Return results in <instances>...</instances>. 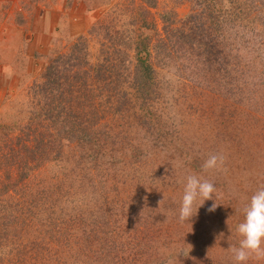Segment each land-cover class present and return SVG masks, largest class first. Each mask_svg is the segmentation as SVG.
I'll list each match as a JSON object with an SVG mask.
<instances>
[{"label":"rangeland","instance_id":"374dc122","mask_svg":"<svg viewBox=\"0 0 264 264\" xmlns=\"http://www.w3.org/2000/svg\"><path fill=\"white\" fill-rule=\"evenodd\" d=\"M260 187L264 0H0V264H234Z\"/></svg>","mask_w":264,"mask_h":264},{"label":"clouds","instance_id":"9594fccd","mask_svg":"<svg viewBox=\"0 0 264 264\" xmlns=\"http://www.w3.org/2000/svg\"><path fill=\"white\" fill-rule=\"evenodd\" d=\"M226 157L220 154H211L202 164V170L208 172L211 170L224 171ZM217 192L213 182L204 179L196 174H189L184 178V190L179 209V220L187 222L194 216L193 208L197 200L201 201L203 206L205 201L213 200ZM162 201H160L161 203ZM215 202L208 209L214 212ZM199 209V208H198ZM196 211V214L198 212ZM244 219L237 226V234L240 237L238 247H230L233 253L234 264H247L251 257L257 259L264 258V187L258 188L247 206L243 210Z\"/></svg>","mask_w":264,"mask_h":264},{"label":"crops","instance_id":"0c3cea01","mask_svg":"<svg viewBox=\"0 0 264 264\" xmlns=\"http://www.w3.org/2000/svg\"><path fill=\"white\" fill-rule=\"evenodd\" d=\"M61 1V0H60ZM62 1H67V0H62Z\"/></svg>","mask_w":264,"mask_h":264}]
</instances>
